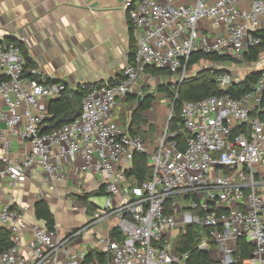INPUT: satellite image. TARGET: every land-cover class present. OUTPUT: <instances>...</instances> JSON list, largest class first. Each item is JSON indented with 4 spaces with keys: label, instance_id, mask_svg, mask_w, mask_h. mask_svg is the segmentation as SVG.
<instances>
[{
    "label": "built area",
    "instance_id": "1",
    "mask_svg": "<svg viewBox=\"0 0 264 264\" xmlns=\"http://www.w3.org/2000/svg\"><path fill=\"white\" fill-rule=\"evenodd\" d=\"M123 6L136 33L131 63L114 84L90 89L79 84L88 89L81 114L48 133L41 132L51 117L42 103L58 98L65 86L44 83L36 68L25 71L20 49L0 36V126L7 134L0 132V180L15 185L32 171L52 188L61 179V162L81 159L82 170L99 179L106 195L104 209L65 236L38 224L29 227L23 210L0 205V228L10 233L12 244L0 254V264H187L189 254L179 252L177 243L190 228L196 229L197 248L214 264H264V179L254 168L264 160V119L259 116L264 58L251 93L241 100L223 95L185 102L175 129L172 108L154 139L131 134L114 120L119 103L141 95L136 84L148 67L169 72V88L175 90L190 68L202 66L216 71L217 88L226 90L234 81L225 62H213L211 68L204 60L189 66L190 59L202 53L228 58L231 65L243 62L262 42L264 0H195L190 6L125 0ZM202 20L224 28L225 35L203 41ZM248 68L241 81L255 71ZM10 138L28 141L23 159L11 158ZM137 153L146 156L150 169L139 184L131 173ZM113 218L117 235L101 240V260L87 259L89 251H73L76 241ZM23 232H30L24 246ZM239 240L252 248L243 261Z\"/></svg>",
    "mask_w": 264,
    "mask_h": 264
},
{
    "label": "crops",
    "instance_id": "2",
    "mask_svg": "<svg viewBox=\"0 0 264 264\" xmlns=\"http://www.w3.org/2000/svg\"><path fill=\"white\" fill-rule=\"evenodd\" d=\"M124 1L0 0V36L5 41L20 42L22 40L21 43L27 51V56L44 80L66 85L71 91L79 84L91 86L114 84L122 78L123 69L131 63L136 49V33L131 28L128 12L123 6ZM131 1L136 2V0ZM169 1L174 5L190 6L195 0H158L160 4ZM215 1L208 0L209 3ZM200 25L201 39L207 43L225 35L224 28L215 29L209 20H202ZM263 58L264 55L258 62L249 65H257L255 71H259ZM225 65L228 66L229 63L225 62ZM144 78H154L155 81L166 80L165 83L156 82L157 93L162 94L160 96H165V94L158 92V88L160 86L169 87L172 82L169 75L152 76L145 73L139 79ZM148 94L151 93L143 94L141 89L139 96L143 98ZM139 96H136L137 101ZM155 96L151 108L143 113L145 119L152 113L155 104L165 106L163 105L165 101L158 102ZM126 103H119L116 109ZM130 103L136 104V102ZM49 104L50 100H46L42 103V107L48 111ZM119 119L120 114L114 111L115 122ZM156 122L157 116L151 115L149 122L142 125L145 126L141 129L142 135L145 134L151 139L152 136H156L163 126L157 125ZM129 124L130 122L126 126H119L128 127ZM0 132L7 135L4 125L0 126ZM9 140L11 158L13 160L23 159L28 151V141L18 138ZM1 150L2 143L0 142V152ZM262 162L264 172V160ZM83 164L81 159L74 163L61 162L58 167L61 179L52 188H49L42 174L32 171L18 180L15 185H10L8 178L2 179L0 180V205L23 210L24 222L29 227L35 224L45 227L44 222L36 219L34 211L36 202L43 199L54 216L55 233L65 236L70 231L85 225L89 219L86 217L89 215L87 207L81 197L90 195L101 188L100 181L94 174L88 170H82ZM41 192L43 195H40ZM77 202H82V204ZM79 207L82 208L79 215L82 216L83 221L76 225L74 223L65 224L64 221V226L60 229L56 216L63 217L64 213L69 214L67 208L77 209ZM115 224V218L100 223L87 236L75 242L73 251L98 253L100 258L93 257L101 260L103 258L101 240L111 237ZM29 240L30 232H23V246ZM82 244L87 248H84Z\"/></svg>",
    "mask_w": 264,
    "mask_h": 264
},
{
    "label": "trees",
    "instance_id": "3",
    "mask_svg": "<svg viewBox=\"0 0 264 264\" xmlns=\"http://www.w3.org/2000/svg\"><path fill=\"white\" fill-rule=\"evenodd\" d=\"M262 37V42L249 50L247 54L244 55V61L247 64L256 63L264 55V36ZM7 43L16 45L23 56L24 59V69L25 71L29 68H34V64L31 59L27 56V51L23 44L17 40H9ZM201 60L208 62H228V58L218 57L213 55H205L202 53L194 54L191 59L189 66H193L199 63ZM146 73H149L152 76L159 75H170L169 72L165 70H157L152 67L146 69ZM217 72L211 71L208 69H203L199 71L195 76L185 79L178 88L175 90H170L169 87L160 86L158 92L164 93L166 96H172L173 100V115L174 119L171 122V128L175 129L177 124L180 122V112L182 105L185 102H197L201 101L210 96H223L229 95L232 99L241 100L246 94H249L253 91V86L257 82L260 72L253 71L245 77L243 81L232 83L226 90H219L215 81V76ZM42 83V80H38ZM50 80H45L44 83H50ZM65 90L56 98L53 102L49 104L48 113L51 115L49 119L43 121L42 124V133L52 132L53 130L59 129L61 126L70 123L76 117L81 114L82 111V99L85 92L90 89L92 86L87 85L88 89H81L80 87L75 88L74 90H69L66 85ZM136 96H130L129 102H136L137 108L131 114L130 124L128 126V131L131 134H141V126L147 124L146 119L143 116V113L149 110L154 101V96L148 94L143 97V100L140 105L136 100ZM260 111L259 116L264 119V91L262 93L261 102H260ZM150 129H152L150 127ZM180 140H184L185 137L180 136ZM136 179V183H141L150 176V169L146 163V156L144 154L137 153L134 155L133 168L131 172ZM104 188L101 187L98 191L90 194L84 195L81 199L85 202L87 207V212H93L94 209H97L94 205L89 204L87 199L91 196H104ZM35 217L37 220L44 222L45 228L49 232H55V220L52 212L50 211L45 200L41 199L36 202L34 206ZM117 235V232L114 230L111 233V236L114 237ZM197 239L198 235L196 234V229L190 228L185 234H182L178 238L177 249L181 253H188L189 259L187 264H214L210 256L205 251H200L197 248ZM238 256L239 261L245 260L250 250L251 246L246 242V240L238 241ZM10 233L0 228V254L6 252L11 247ZM93 256L100 258V254L90 252L87 256V259H91Z\"/></svg>",
    "mask_w": 264,
    "mask_h": 264
},
{
    "label": "rangeland",
    "instance_id": "4",
    "mask_svg": "<svg viewBox=\"0 0 264 264\" xmlns=\"http://www.w3.org/2000/svg\"><path fill=\"white\" fill-rule=\"evenodd\" d=\"M230 63V62H229ZM205 65L206 67H213L211 62L205 61ZM249 66H252V68H256L257 65H249L246 62H240V63H232L229 64L228 66H225V69H229L233 78L234 83L235 82H239L241 81L242 77L244 76L245 72H247L249 70ZM262 66V64L260 63V67ZM203 68L201 67H192L188 70V78L195 76L199 71H201ZM172 80V79H171ZM166 80L164 79H160L159 81H155V79H149V78H144L143 80L138 79L137 81V86L136 87H140L142 89L143 94L144 93H151L155 96V100L156 101H160V100H164L165 102L163 103V105L165 106H161L158 104H155L154 110L152 111L151 114L148 115V117H146V121L147 123L149 122V117H151V115H156L157 116V125H164L166 123V121L168 120V115L172 109L173 106V100H172V96H160L162 94L157 93V83H165ZM159 94V95H158ZM127 103L125 105H121L118 109L115 110V113L120 114V119L117 120V124L118 125H122V126H126L128 125V123L130 122V117L131 114L134 112V110L136 109V104L135 103H130L128 101H126ZM162 108V109H161ZM146 125V124H145ZM145 126H142V128H144ZM153 127H155L153 125ZM142 134V133H141ZM158 134V132H157ZM144 138H147L145 134L142 135ZM154 138V136H152V139ZM262 163L256 164L254 166V168L257 169L258 171V179H263L264 178V172L262 169ZM76 201V199H74ZM77 203H81L82 202H77ZM88 203L93 204L97 209L94 210H103L105 205H106V195L104 196H91L88 199ZM84 204V203H83ZM82 208H77V209H70L67 208V212H69V214L64 213L63 217L60 216H56V222L58 227L61 229V227L64 226L63 222L65 221L67 223H71V224H80L83 221L82 216L79 215L80 211ZM92 214L93 212L89 213L88 216L89 219L92 218ZM82 246L84 248H87L86 245L82 244Z\"/></svg>",
    "mask_w": 264,
    "mask_h": 264
},
{
    "label": "water",
    "instance_id": "5",
    "mask_svg": "<svg viewBox=\"0 0 264 264\" xmlns=\"http://www.w3.org/2000/svg\"><path fill=\"white\" fill-rule=\"evenodd\" d=\"M142 100H143V98L139 96L138 97V105L141 104ZM53 101H54V99L50 100V103L53 102Z\"/></svg>",
    "mask_w": 264,
    "mask_h": 264
}]
</instances>
